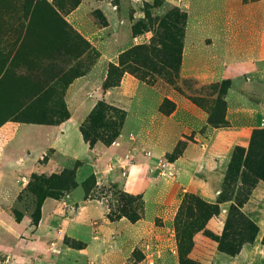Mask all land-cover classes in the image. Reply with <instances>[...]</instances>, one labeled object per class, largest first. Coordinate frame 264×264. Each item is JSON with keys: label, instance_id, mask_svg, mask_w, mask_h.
<instances>
[{"label": "rangeland", "instance_id": "374dc122", "mask_svg": "<svg viewBox=\"0 0 264 264\" xmlns=\"http://www.w3.org/2000/svg\"><path fill=\"white\" fill-rule=\"evenodd\" d=\"M91 1L98 0H0V113H2L0 125L7 121L22 124L21 127L15 128L16 131L10 138L9 145L5 147L4 153L8 163L0 165V210L14 204L8 209V214L13 217L20 231L23 233L31 231L28 237L35 239L36 228L41 218L39 220L33 217L39 201L38 193L33 191V186L37 182L36 177L40 175L48 177L56 171L55 165L46 166L51 152H47L42 159L37 160L42 149L45 144L52 143L58 151V164L63 167H73L76 160H81L83 164L78 166L76 175L79 184L72 190V201L76 205L75 208L69 209L70 214L73 213L72 216L61 217L60 223L55 226L54 220L59 213L56 209L58 202L53 198L44 201L41 207L43 220L37 230L40 239L46 238L49 233L55 238L48 242L47 254L42 251L37 255L38 247L32 245V255L38 259L33 261V258L28 261V264H48L50 261L55 264H71L66 255L53 254V252L59 251L60 247L72 248L74 254L80 253L84 243L69 236L84 241L90 240L93 236V227L89 224L91 219H102L103 206L96 201L85 200L84 197L83 182L93 173L96 176L98 173L104 176L102 169L107 168L104 158L103 163L100 159L95 160L92 149L99 146L120 151L123 158L121 169L124 171L136 154L150 155L159 151L155 166L157 180L175 182L172 194L168 196L166 203L176 204L178 211L182 205H191L194 216L186 217L183 210L179 218L180 225H176L174 218V224L168 232L171 238L169 241L165 237L166 232L161 228L162 218L155 216L158 211L155 198L148 196L146 203L143 194L128 193L115 184L99 186L96 183L90 192V198L105 199L107 214L110 213L109 220L118 221L125 218L130 222V228L116 232L114 243L109 242V247L113 251L109 254V259L112 264H120L123 261L125 251L123 249L127 247L123 264H160L158 259L163 260L170 254L172 257L170 264H214L211 256L223 252L218 250L217 242L207 234L222 233L232 202L231 200L219 202L224 179L233 152L239 147L246 148L252 131L256 129L245 134L240 130L229 128L227 96L232 87L230 79L204 82L194 77H187L183 71L184 47L179 59L178 77L172 80L147 70L142 73L140 64L128 58L120 67L123 71L120 82L113 87H109V82L105 84L103 82V90L120 88L124 80L126 98L131 100L137 98L140 106H143L144 95L150 94L154 100L150 102L149 107L143 109V113L142 111L137 113L126 103L112 101L110 98L99 100L98 102L102 101L104 107H109V122L105 119L94 124L101 138L95 139L96 142L92 147L86 145L82 139L83 135L80 136L78 127V122L82 121L80 117L73 118L69 123L72 139L67 147L63 145L57 128L53 127L49 137L43 140L44 137L40 132L37 130L31 132L34 127L40 126H26L31 123L55 122L64 118L66 113L64 96L73 90V80L77 79L76 83L79 79L83 80L84 86V81L91 80V74L97 81L103 71L105 74L108 72L110 64H119V57L109 64H104L105 60L101 61L98 58V51L92 41L98 40L99 37L93 33L107 25L108 20L105 12L91 6ZM103 1L109 3V0ZM145 1L153 0H114L113 2L117 9H120L122 16L129 14L131 32L135 23L139 21L145 23L143 29H138L136 36L128 32L129 40L133 36V46L149 44L156 30L155 26L154 28L150 26L145 18L143 10ZM254 1L256 0H237V3L246 6ZM186 4L187 0H164L158 8L151 10L152 16L157 18L175 7L187 13ZM116 7L114 12L117 13ZM77 8L82 10L78 9L74 15L73 11ZM242 8L248 10L249 6ZM240 22L243 29L250 28L249 14L242 13ZM185 33L186 27L184 35ZM104 39L106 42L109 40L107 35ZM183 44H185V36ZM63 48L64 56L59 53ZM105 51L109 54V44ZM247 55L249 56L250 53ZM232 58L235 59L233 55ZM58 59L63 61L59 63L63 67L58 66ZM139 69L140 71L134 72ZM223 82H229L230 87L219 96L218 87L215 85H221ZM87 87H83V92H89ZM250 94L254 100L259 96L254 92ZM217 97L225 100V105L221 108L214 107ZM136 104L138 105V101ZM221 118L225 122L223 125L218 124ZM92 122L93 120L88 122L87 126ZM244 139V143L241 142ZM64 146L66 148L63 150ZM188 147L191 157L205 154V161L209 159L215 161L211 168L213 171L199 176L200 181L202 179L207 181L209 176H214V173L218 176L225 170L218 181L212 182L217 191L212 188L213 193L216 194L214 198L202 195L203 186L197 179L195 184L198 185L195 188L202 196L195 192L184 191L180 182H177V162L184 158ZM15 155L21 156L23 162H14ZM236 167L243 169L242 163L236 164ZM161 170L166 174H161ZM240 170L235 171V176ZM115 173L120 171L116 170ZM255 181L263 180L255 177ZM233 183H239V176ZM45 190L47 188L43 186L42 192ZM231 190L232 187L229 191ZM18 191L20 194L18 201L15 202ZM8 214H3V217L6 218ZM154 216L155 218H152ZM218 216H222L223 226L216 232L207 225V222ZM145 217L152 220L144 222ZM256 219L264 229V219L262 220L260 215ZM27 223L30 228H26ZM60 225L69 236L58 241L56 236L62 229ZM10 230L9 223L0 215L2 236L10 237ZM124 234L129 236L127 241L129 247L126 244L119 247L122 239L125 238ZM256 244H262V236L256 240ZM118 248L122 249V252ZM1 257L3 255L0 253V260ZM81 257L79 255L77 259ZM216 260L219 264H228ZM78 261L82 262V260Z\"/></svg>", "mask_w": 264, "mask_h": 264}, {"label": "crops", "instance_id": "0c3cea01", "mask_svg": "<svg viewBox=\"0 0 264 264\" xmlns=\"http://www.w3.org/2000/svg\"><path fill=\"white\" fill-rule=\"evenodd\" d=\"M113 2L114 0H109V3L103 0H98L96 2L91 1V6L105 12L108 20L107 25L97 29L93 33V35L99 37V39L92 41L95 49L98 51V58L101 61L105 60L104 64L113 62L120 53L133 46L132 41L134 40L133 36L132 39H128V32L132 35L129 14H127V16H122L120 14V9L118 10ZM246 6H249L248 10L242 8ZM246 6L239 5L237 0H187L186 7L188 17L183 61V71L187 77H194L204 82H219L223 79H230L232 81V87L227 96V118L230 123L229 128L240 130L245 134L254 128L264 126V0H256ZM115 7L118 11L117 13L114 12ZM78 9L82 10V8L75 9L73 11L74 15ZM242 13H244V15L249 14L250 28L243 29L241 27L240 21ZM125 34L127 36H125ZM106 35L109 38L107 42L104 39ZM108 44L109 54L105 51ZM59 53L64 56L65 49L63 48ZM248 53H250L249 56L247 55ZM232 55L235 59L232 58ZM60 62L63 61L58 59V63H56L58 66L63 67L62 64H59ZM36 73L37 72H35V74ZM106 76L107 73L105 74L103 71V73L99 75L98 80L95 81L91 74L90 78L92 77L93 81L92 78L90 81H84V86H88L89 92H83V80L79 79L77 83L75 82L77 79L73 80V90L64 96V101L70 112V117L68 119L58 124L31 123L26 126H40L38 128L34 127L31 132L37 130V132H40L41 136L44 137L43 140H45V137H49V132H51L53 127L57 128L61 134L63 145L65 144L67 147L68 144H71L72 139L70 135V121L75 117L82 118V121L78 122L80 136L82 137L80 127L99 100L110 98L112 101L116 100L117 102L126 103L128 107L132 108L137 113L140 111L143 113V109L149 107L150 102L154 100L150 94L144 95L142 99L143 106H140L137 98L135 100L126 98L125 94L127 91L125 89L124 80L120 88H111V90L107 89L104 91L103 82ZM250 90L259 95L256 100L252 98ZM137 101L138 105L136 104ZM0 115H2V113H0ZM140 119H142V117ZM21 125L22 124L15 121H7L0 125V165L8 163V158L4 153L5 147L9 145L10 138L16 131L15 128L21 127ZM244 141L245 139L241 142L244 143ZM85 143L89 146L87 142ZM45 145L37 160L42 159L47 152H51L46 166L51 164L55 165L56 171H53V173L61 171L58 169L65 167L58 164V151L52 146V143ZM66 147L64 146L63 150ZM189 149L190 147L187 148L188 151L184 155V158L177 162V182H180L183 190L186 192H195L200 196L205 195L209 198H214L216 194L213 193L212 188L214 189V184L212 182L214 180L218 181L219 176H222L225 170L219 173L218 176H216L215 173L214 176H209V180L207 181L203 179L200 181L198 179L199 176H202L205 172L213 171L211 168L215 161L210 159L205 161V154L191 157ZM92 150L95 155V160L100 159V162H102L104 158L107 166V168L102 169L104 176H101L99 173L98 176L95 175L97 185L115 184L128 193L135 195L143 194L146 203L148 202V196L151 195L152 197L150 198H155L158 207L155 216L162 218L163 225L161 228L166 232L165 237L170 241L171 238L168 232L170 227L174 224L178 206L171 202L168 204L166 203V199L172 194L175 182L168 180H166V182H159L155 176V166L159 151L150 155L146 153L136 154L134 160L128 165L126 171H124L121 169L123 158L120 151L117 149L97 146ZM28 153H30V150ZM13 158L14 162H23L21 156L15 155ZM116 170L120 171V173L116 174ZM24 179L26 181L25 177ZM117 179L120 181H117ZM195 179L202 183V195L195 188L198 185L195 184ZM24 185L25 183H23V186ZM72 193L71 191L62 199H55L56 202H58L56 209L59 211L57 218L54 220L55 226L60 223L59 220L61 217H67L68 215L72 216L73 213L71 212L70 214L69 209L71 210L76 206L72 201ZM19 194L20 192L18 191L16 193L15 202L18 201L17 198ZM85 200L96 201L103 206L102 219L94 218L91 219V222L89 221L90 226L93 227V236L90 240L84 241L75 236L67 235L62 225H60L62 229H60V232L58 231L59 234L56 236L58 241L65 236H69L83 242L84 246L81 247V252L77 254H74L75 252H73L74 250H72V248L63 249L60 247L59 251L53 252V254L66 255L71 261V264H112L109 259V254L113 251L111 250L112 248L109 247V242L111 243V241H113L114 243V235L116 232L118 233L120 230L130 228V222L125 218H121L118 221L109 220L104 198H85ZM13 206L14 204L10 206L7 205L6 209L2 208L0 210L2 219H6L11 228L10 237H3V232L0 231V253L3 255L0 264H28L30 259L34 258L33 261L38 259V257L32 255V245L38 247H35L38 252L37 255L42 251L47 254L49 251L48 242L55 238V236L49 235V233L46 238L43 237L40 239L41 236L37 229H39L43 220V216L41 215V220L36 228L37 237L35 239L33 237H28V233H31V231H25L24 233L20 231L13 217L8 214V209ZM242 210L259 226V232L254 243L243 248L235 256L215 253L211 256L214 260V264H219L216 259L227 262L228 264H264V245L263 243L256 244V240L260 236H262V239L264 237V229L261 223L256 219L259 215L262 220L264 219V181H259L256 184L249 199L244 203ZM3 214H8V216L5 218ZM155 216L152 218H155ZM152 218H146L144 222L151 221ZM207 225L216 232L219 231L223 226L222 216L210 219ZM113 226H115V228H113ZM27 227L30 228L31 226L29 227L27 223L26 228ZM49 230L51 231V229ZM124 236L125 238L122 239V243L119 247H123L122 245L124 244L128 247L130 246V244L127 243L129 236L126 234H124ZM70 249L72 252H70ZM118 250L122 252V249L118 248ZM123 250H125L123 253V261L120 264H123L125 261L124 254L127 251V247ZM79 255L82 256L81 259H77ZM78 260H82V262L79 263ZM158 260H160V264H170L169 262L172 261V257L170 254L163 260L160 258ZM48 264H55V262L50 261Z\"/></svg>", "mask_w": 264, "mask_h": 264}, {"label": "trees", "instance_id": "16d2710c", "mask_svg": "<svg viewBox=\"0 0 264 264\" xmlns=\"http://www.w3.org/2000/svg\"><path fill=\"white\" fill-rule=\"evenodd\" d=\"M164 0H153L152 2L145 1L143 10L145 18L150 26L156 28L154 36L149 44H139L127 49L119 54V64H110L107 72L105 83L109 82V87L116 86L120 82L122 75L121 66L126 63L128 58H132L139 63L141 72L145 70L158 76H163L168 79L178 77L179 59L183 51L184 28L187 24L188 14L179 8H173L157 18H153V8H158ZM144 22H137L132 26L134 36L138 33V29H143ZM142 67V68H141ZM134 71L135 73L140 71ZM74 77V76H72ZM71 77V79H72ZM218 94L226 92L230 87V83L216 84ZM225 105V100L219 97L215 100L214 107L221 108ZM65 116L58 121L46 122L47 124H58L70 117V112L64 101ZM173 109V108H172ZM21 116L22 114H18ZM109 122V107H104V104L98 102L92 109L87 119L80 127L85 142L90 147L96 142L95 139H100L94 124L98 121L105 120ZM93 122L88 124V122ZM45 123V124H46ZM225 123L222 118L218 124ZM242 163L243 169L240 170L236 164ZM81 160H76L73 167H65L59 172H54L48 177L40 175L36 177V183L33 186V191L38 193L39 201L34 211V216L40 220L41 207L47 198L62 199L78 186L76 180L77 168L82 165ZM240 172L235 176V171ZM239 176V183L234 184ZM264 181V128H256L252 131L248 145L246 148L239 147L233 154L231 164L228 168L226 177L223 183V189L219 197V202L231 200V206L225 220L222 233L219 235L208 233L207 235L217 242L218 250L231 256L238 254L243 248L254 243L259 232V226L242 210L244 203L249 199L254 187L258 181L254 182V178ZM97 183L95 174H91L84 182L85 198H90V192ZM46 186L47 190L42 192V187ZM232 187V190L229 191ZM185 210L186 217H193L194 210L191 205H182L175 216L176 225H180L181 212ZM110 213L108 212V216ZM264 244V237L262 239Z\"/></svg>", "mask_w": 264, "mask_h": 264}, {"label": "built area", "instance_id": "2783aa9c", "mask_svg": "<svg viewBox=\"0 0 264 264\" xmlns=\"http://www.w3.org/2000/svg\"><path fill=\"white\" fill-rule=\"evenodd\" d=\"M162 171H163V172H162ZM160 172H161V174H163V175H165V174H166L164 170H161Z\"/></svg>", "mask_w": 264, "mask_h": 264}]
</instances>
